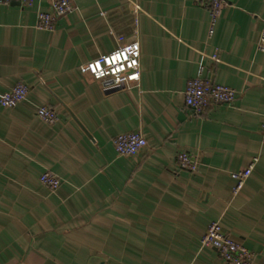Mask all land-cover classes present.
I'll return each instance as SVG.
<instances>
[{"label": "crops", "instance_id": "0c3cea01", "mask_svg": "<svg viewBox=\"0 0 264 264\" xmlns=\"http://www.w3.org/2000/svg\"><path fill=\"white\" fill-rule=\"evenodd\" d=\"M52 0H13L0 12V264H228L201 238L218 221L264 264V0H224L213 32L195 0H72L50 31ZM139 43V80H96L79 65ZM236 90L203 113L185 89L199 75ZM59 113L43 122L38 107ZM147 144L119 156L113 138ZM183 151L195 171L178 166ZM256 159L243 188L231 174ZM62 180L51 191L40 176Z\"/></svg>", "mask_w": 264, "mask_h": 264}, {"label": "built area", "instance_id": "2783aa9c", "mask_svg": "<svg viewBox=\"0 0 264 264\" xmlns=\"http://www.w3.org/2000/svg\"><path fill=\"white\" fill-rule=\"evenodd\" d=\"M11 1L13 0H0V12L2 6ZM223 1L195 0L198 5L204 6L210 11V33L213 32ZM73 7L72 0H52L49 9L40 12L37 26L50 31L54 30L56 19L69 13ZM139 46L138 42L120 45L108 54H101L80 64L79 71L83 74L92 75L96 80L110 81L114 84H118L125 79L129 81L139 80L141 75ZM258 48L264 51V23L258 40ZM202 72L203 67L200 68L199 75L190 79L187 83L185 89L187 107L195 113H203L213 105L232 104L235 101L237 92L234 88L218 83L213 79H207L202 76ZM29 92L30 87L26 83L20 82L10 91L0 94V105L9 108L15 107L18 103L27 99ZM36 114L47 124H54L60 118L58 111L48 105L38 107ZM260 132L264 137V122L260 127ZM146 144V138L140 132L121 133L113 138V146L119 156H134ZM176 160L180 169L189 171L197 169V160L187 152H178ZM255 163L256 159L247 168L231 174L236 181L233 188L234 194H237L243 188L252 173ZM40 181L51 191L57 190L62 183L61 178L52 171L44 172L40 176ZM201 243L205 247L216 249L222 260L228 264H253L255 259L254 253L228 235L218 221L210 223L201 238Z\"/></svg>", "mask_w": 264, "mask_h": 264}]
</instances>
